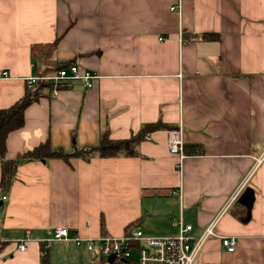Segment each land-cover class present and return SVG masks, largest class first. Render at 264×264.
<instances>
[{"label": "crops", "instance_id": "obj_1", "mask_svg": "<svg viewBox=\"0 0 264 264\" xmlns=\"http://www.w3.org/2000/svg\"><path fill=\"white\" fill-rule=\"evenodd\" d=\"M58 38L53 59L97 77L91 87L64 79L29 105L8 136L10 157L48 139L95 143L106 126L113 138L158 120L171 128L150 132L137 156L21 162L0 190V264H40L43 246L51 264H83V245L54 239L57 227L122 236L134 222L171 236L182 219L199 237L226 206L194 264H264V0H0V108L38 75L31 46ZM177 127L182 169L168 147ZM248 187L246 222L238 199ZM230 235L233 252L221 239Z\"/></svg>", "mask_w": 264, "mask_h": 264}, {"label": "trees", "instance_id": "obj_2", "mask_svg": "<svg viewBox=\"0 0 264 264\" xmlns=\"http://www.w3.org/2000/svg\"><path fill=\"white\" fill-rule=\"evenodd\" d=\"M58 39L48 43H34L31 46V55L38 63L37 76H45L57 73L62 68H70L69 62H57L53 59L54 51L58 46ZM54 86L49 79H38L32 85L27 84L26 90L15 103L8 107L0 108V190L8 191L13 182L17 169L21 162L33 160H47L59 158L70 161L72 158L90 160L92 157H118L139 155V145L142 140L152 131L171 128V125L162 120L143 124L140 129L128 138H113L110 129L106 126L100 131L95 143L83 146H73L66 149L62 146H54L48 139L37 146L20 151L14 157L8 155L7 139L11 132L20 129L25 124V111L29 105L38 100ZM186 147V145H185ZM186 151V149H185ZM135 223L131 222L126 227L129 232ZM101 231L105 232V222L101 221ZM5 242L0 240V253L5 247ZM40 264H51L50 254L43 246ZM90 264H107L103 256L97 255Z\"/></svg>", "mask_w": 264, "mask_h": 264}, {"label": "built area", "instance_id": "obj_3", "mask_svg": "<svg viewBox=\"0 0 264 264\" xmlns=\"http://www.w3.org/2000/svg\"><path fill=\"white\" fill-rule=\"evenodd\" d=\"M7 72L4 71L3 75ZM97 75L90 71L81 73L77 65L72 64L70 68H62L57 73L45 76H32L28 79V84L32 85L38 79H49L55 85L64 79H81L88 87L92 86V79ZM168 147L171 153L178 156L177 168L182 169L185 159V140L181 127L168 131ZM245 185L242 184L241 188ZM239 188V190L241 189ZM173 193L180 194L181 190H173ZM2 199L8 196L3 193ZM235 199V195L229 202ZM227 206L219 212L214 220L209 223L199 237L192 234L193 226L179 220V232L171 236H152L145 234L139 228H132L122 236L103 235L99 237L81 238L78 234H72L67 227H57L53 232V238L57 240L71 239L78 245H83L87 250L96 252L103 256L107 264H194L202 252L205 241L217 235L215 228L219 217L224 213ZM26 239H21L20 250L27 248ZM222 244L230 252L236 250L238 244L237 236H222ZM46 248V246H44ZM114 256L112 261L109 258Z\"/></svg>", "mask_w": 264, "mask_h": 264}, {"label": "water", "instance_id": "obj_4", "mask_svg": "<svg viewBox=\"0 0 264 264\" xmlns=\"http://www.w3.org/2000/svg\"><path fill=\"white\" fill-rule=\"evenodd\" d=\"M239 203H241L242 205H244L247 210H248V215L247 217L244 219V221H249V219L251 218V209L253 207V203L255 201V192L252 188L248 187L243 193L242 195L239 197L238 199ZM114 256H111L109 258V261H112Z\"/></svg>", "mask_w": 264, "mask_h": 264}, {"label": "rangeland", "instance_id": "obj_5", "mask_svg": "<svg viewBox=\"0 0 264 264\" xmlns=\"http://www.w3.org/2000/svg\"><path fill=\"white\" fill-rule=\"evenodd\" d=\"M96 256V252L88 251L84 246H83V264H90L93 262V257ZM62 258V256H60ZM56 264H68L65 261H61V259L56 262Z\"/></svg>", "mask_w": 264, "mask_h": 264}]
</instances>
